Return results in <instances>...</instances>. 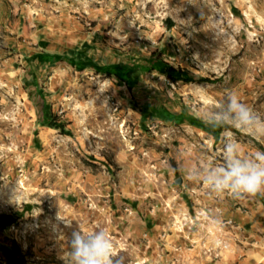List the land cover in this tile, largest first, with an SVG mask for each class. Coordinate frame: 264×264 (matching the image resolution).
<instances>
[{"label":"rangeland","instance_id":"1","mask_svg":"<svg viewBox=\"0 0 264 264\" xmlns=\"http://www.w3.org/2000/svg\"><path fill=\"white\" fill-rule=\"evenodd\" d=\"M99 68L131 70L133 91ZM229 92L264 119V0H0V216L18 218L0 264L15 242L27 264H73L74 230L108 233L112 264H163L143 216L179 210V191L207 209L176 178L203 186L223 135L251 140L226 115L218 141L188 124L219 123Z\"/></svg>","mask_w":264,"mask_h":264},{"label":"crops","instance_id":"2","mask_svg":"<svg viewBox=\"0 0 264 264\" xmlns=\"http://www.w3.org/2000/svg\"><path fill=\"white\" fill-rule=\"evenodd\" d=\"M33 120L37 121V118ZM42 128L56 130L47 125ZM240 132L251 140L236 139L232 135H237V131L223 135L227 138L223 147L225 161L226 146L229 144L234 145L239 158L245 160L264 152L262 117L256 116L253 123L242 127ZM183 158L187 168L190 156ZM221 168L210 164L201 172L209 176ZM167 171L169 178H173V170L168 167ZM192 176L191 181L180 177L175 181L179 189L184 185L197 193L191 196L207 209L186 210L185 192L180 194L179 191V210L162 208L157 213L149 212L143 216L144 234L148 237L146 247L154 249L159 246L163 251V264H264V193L248 196L227 189L217 190L207 180L202 186L203 176ZM188 217L192 225L185 221Z\"/></svg>","mask_w":264,"mask_h":264},{"label":"clouds","instance_id":"3","mask_svg":"<svg viewBox=\"0 0 264 264\" xmlns=\"http://www.w3.org/2000/svg\"><path fill=\"white\" fill-rule=\"evenodd\" d=\"M227 110L218 114L237 122L239 127H248L254 117L251 109L235 92L226 96ZM217 190H231L239 194L256 196L264 193V152L251 159H241L234 145L226 146L225 166L207 177ZM70 226V223H66ZM70 256L73 264H112V242L108 233L97 230L93 233L74 230L70 239Z\"/></svg>","mask_w":264,"mask_h":264},{"label":"trees","instance_id":"4","mask_svg":"<svg viewBox=\"0 0 264 264\" xmlns=\"http://www.w3.org/2000/svg\"><path fill=\"white\" fill-rule=\"evenodd\" d=\"M58 59L64 60L65 58L59 57ZM176 71V68H174L173 66L168 67V77L173 83H178L180 80H183L186 83L194 81L188 77L176 76ZM98 72L104 73L109 77L113 75L117 76L121 81H123L127 85L130 91H133L134 79L132 77L131 70H129L128 68H99ZM187 119L189 125L202 129L203 131L211 135L216 141L221 138L222 134L225 131H235V128L229 123H227L225 120H222L219 123H212L203 121L199 118H195L192 116H187ZM185 123L186 118L183 117L180 123L178 122V125ZM48 126L53 129L59 130L64 135H71V132L67 130L66 124H61L56 116H52ZM17 222L18 218H14L11 214H2L0 216V230L7 229L15 225ZM9 264H27V260L25 255L23 254V250L20 245L16 242L13 244V250L11 254H9Z\"/></svg>","mask_w":264,"mask_h":264},{"label":"built area","instance_id":"5","mask_svg":"<svg viewBox=\"0 0 264 264\" xmlns=\"http://www.w3.org/2000/svg\"><path fill=\"white\" fill-rule=\"evenodd\" d=\"M232 222H229V224H231Z\"/></svg>","mask_w":264,"mask_h":264}]
</instances>
